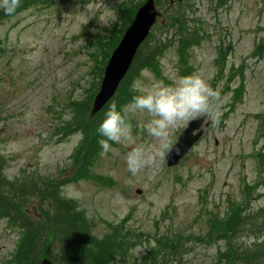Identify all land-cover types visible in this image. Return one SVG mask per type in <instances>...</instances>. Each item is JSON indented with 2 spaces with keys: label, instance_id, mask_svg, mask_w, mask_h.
Segmentation results:
<instances>
[{
  "label": "rangeland",
  "instance_id": "obj_1",
  "mask_svg": "<svg viewBox=\"0 0 264 264\" xmlns=\"http://www.w3.org/2000/svg\"><path fill=\"white\" fill-rule=\"evenodd\" d=\"M37 1L0 19V183L7 188L31 180L35 187L45 184V205L38 202V192L24 199L28 218L64 234L50 241L48 227L37 237L26 233L24 241L33 248L28 264L42 258L55 264H145L147 252L164 253L166 235L187 247L181 264H213L227 251V242H200L211 240L210 220L221 222L241 204L244 187L250 194L241 205L240 231L230 242L243 249L264 246V0H172L171 6L169 0H156L162 15L145 44L153 47L155 40L170 38L162 24L175 11L183 17L180 33L174 37L173 32V40L152 53L153 68L130 71L91 119L99 68L144 0ZM191 33L198 39L181 57L177 36ZM218 45L222 52L217 53ZM193 73L221 93L223 115L216 128L206 116L210 126L177 167L158 162L134 176L125 163L132 145L112 144L101 155L97 128L111 103L124 107L137 94L134 81L151 88ZM82 104L88 107L86 121L76 124ZM148 119L137 114L134 126ZM86 124L90 131L83 142L85 129L79 127ZM187 124L171 131L173 142ZM140 142L155 143L146 132ZM5 203L6 211L0 207V264H12L21 242L16 231H24L14 216L15 202ZM10 217L15 225L8 223ZM231 226L228 220V234ZM117 228L132 240L124 256L98 255L93 243L80 237L101 240ZM66 235L84 240L86 249L77 254L63 248ZM26 257L21 251L15 263Z\"/></svg>",
  "mask_w": 264,
  "mask_h": 264
},
{
  "label": "clouds",
  "instance_id": "obj_2",
  "mask_svg": "<svg viewBox=\"0 0 264 264\" xmlns=\"http://www.w3.org/2000/svg\"><path fill=\"white\" fill-rule=\"evenodd\" d=\"M21 5V0H0V11L12 15ZM136 92L128 105L118 108L111 103L97 128L102 137L98 143L102 156L112 150V144H130L125 155L127 170L137 175L148 167L163 162L172 152H179L178 142L174 144L171 131L181 124L207 116L212 127H219L223 115V97L218 90L199 74L180 76L174 83L157 82L151 88H144L134 81ZM137 114H146V122L133 123ZM134 127L138 130L134 135ZM147 133L155 142L148 146L141 136ZM75 193L74 187L72 188Z\"/></svg>",
  "mask_w": 264,
  "mask_h": 264
},
{
  "label": "trees",
  "instance_id": "obj_3",
  "mask_svg": "<svg viewBox=\"0 0 264 264\" xmlns=\"http://www.w3.org/2000/svg\"><path fill=\"white\" fill-rule=\"evenodd\" d=\"M25 2H34V0H21L20 7H24L26 5ZM156 5L158 6V1H156ZM2 13L3 12H1L0 14ZM181 17H182L181 14L175 11L173 14L168 15V18H166V21L164 22V24H162V26H166V28L170 30L171 32L170 38L173 37V32L175 34L174 37H176V35L180 33L181 31L180 28L183 26L182 23H180ZM171 29H173L174 31H171ZM177 37L179 38L178 40L179 45H178L177 52L180 53L181 57H182L183 50L187 49L189 45L196 43V40L198 39L195 33H191V35H187L183 37L178 35ZM170 38L169 39L167 38L168 40L165 39L163 41H158V42H156L155 40L153 47L148 46V44H145L146 43L145 42L139 48L134 58L130 71L132 72L134 70H138L146 66L153 68L154 62H152L153 60L152 53L155 52L154 53V56H155L159 52L158 50L166 47L167 44L173 40ZM117 44L118 42L114 45V48L117 46ZM109 54L106 55V59H108ZM104 64L105 63H103V65ZM101 72L102 70L99 68V75L102 74ZM125 80L122 82L121 86H123ZM88 101L85 103H88ZM84 104L80 106L81 116L75 112L76 114L75 117L78 118V120L76 121V124L78 122L82 123L86 121L88 107L87 105H84ZM79 128L85 129V131H83L85 135L83 142H86V133L87 131H90V130H88L87 124L84 127H79ZM1 163H2V160L0 158V166H1ZM42 182L45 183V181H42ZM6 188L7 187L3 185V182H1L0 183V207H2V209L6 211V205H5L6 200L10 199L11 201L15 202L16 211H15L14 216L16 220H18L17 225H22L23 229L22 228H19V229L24 231L23 235L20 234L21 242L19 244L18 253L14 257V259L11 260L12 261L11 263L16 264L15 259H17L20 252L22 251V254H25V255L27 252L29 257H26L23 261H20L19 264H28V261L29 262L31 261V255L33 254V248L30 247L29 243H27L28 242L27 239L24 241V236L26 233L29 234L32 232V234L33 235L35 234L34 236L37 237L41 235L42 229L46 231V228L48 227L47 234L49 236L50 241H55L59 235L61 236L60 239H62L64 234L62 231L58 235V231L53 227V225L46 226L45 228L43 226L40 227L39 225L31 222L28 218L29 210L25 209L26 203L24 199H27V197L34 196L36 195V192H38L39 193V196L37 199L38 202L45 205L46 202L49 200V198L46 196L49 189L46 187L45 184H41L40 187H35V183L33 182V180H31L29 181V183L21 184L18 186H14V184H8L7 190ZM43 189H45L44 193H42ZM242 213H243L242 206L237 205L234 208H232L229 215L225 219L220 220L221 222H218L217 219L215 218L210 220V232L209 233H210L211 240L206 242L202 238V242H200L201 245L202 246L210 245L211 243L217 241L218 239H224L227 242V247H228L227 251L223 255H222V252L220 255H217L218 260H216L213 264H221V262H223V264H260L262 262L264 258V249L262 248L264 246L255 245V246H249L250 249H243L242 247H239L237 245L236 247H234L232 243L230 242V240L234 238V235H237V233L240 231L241 221L243 219L242 216H244L242 215ZM15 218L10 217V223L12 225H15ZM228 220H229V224L232 225L230 227L229 234H228V229H226V224L228 223ZM83 228H86V226L83 225L80 227L82 231H85ZM237 228H239V230H236ZM217 233L219 236H215ZM80 237H84V239L86 240L88 239V241L93 243V246L91 247L93 252H96L98 253V255L101 254L102 256L108 257V258H112L113 256L114 257L124 256L126 252L130 249L131 245L129 243H132L129 232L121 231L120 228H117L116 230L109 232V234L105 235L101 240H97L91 237L87 238L85 235H80ZM72 238L73 237H71L70 235H66V237H64L63 248L68 246L71 248L72 251H76L77 254L81 250L86 249V246H84V243H83L84 240L75 241ZM162 246H163L164 253L160 255H158V253H160V251L162 250L154 252L152 256L150 255L151 252H148V255L146 258V263L148 262L147 264H181L180 260L182 259L183 254L187 252V250H185L187 247L183 249V242H181L179 238L165 237L164 242L162 243ZM35 250L38 251L39 249L36 248ZM39 261L40 259H38L35 264H39Z\"/></svg>",
  "mask_w": 264,
  "mask_h": 264
},
{
  "label": "water",
  "instance_id": "obj_4",
  "mask_svg": "<svg viewBox=\"0 0 264 264\" xmlns=\"http://www.w3.org/2000/svg\"><path fill=\"white\" fill-rule=\"evenodd\" d=\"M158 15L153 0H147L136 12L133 22L125 31L118 47L113 51L104 69L99 92L94 98L89 112L90 118L94 117L116 93L117 88L131 66L138 48L148 36ZM208 126V123H204V117L191 121L176 141L178 142L179 152L174 151L167 156V166H177L182 157L189 152L202 136V127L207 128ZM41 264L52 263L48 260H43Z\"/></svg>",
  "mask_w": 264,
  "mask_h": 264
}]
</instances>
